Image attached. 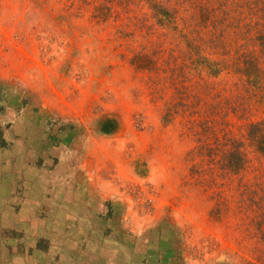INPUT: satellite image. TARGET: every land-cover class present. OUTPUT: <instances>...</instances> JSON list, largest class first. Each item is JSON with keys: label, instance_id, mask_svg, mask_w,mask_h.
<instances>
[{"label": "rangeland", "instance_id": "374dc122", "mask_svg": "<svg viewBox=\"0 0 264 264\" xmlns=\"http://www.w3.org/2000/svg\"><path fill=\"white\" fill-rule=\"evenodd\" d=\"M11 112L42 121L50 181L64 163L109 196L115 262L264 264V0H0V125L22 142Z\"/></svg>", "mask_w": 264, "mask_h": 264}, {"label": "crops", "instance_id": "0c3cea01", "mask_svg": "<svg viewBox=\"0 0 264 264\" xmlns=\"http://www.w3.org/2000/svg\"><path fill=\"white\" fill-rule=\"evenodd\" d=\"M9 115L14 122L12 131L22 124L24 139L18 142L7 137L9 148L0 149V264H157L146 259L148 252L141 251L132 261L122 252L119 256L125 260L115 262V238L108 228L112 220L107 211L109 196L92 193L85 183L83 187L62 176L64 163L53 169L50 181L54 162L42 163L49 150L42 121H34L29 113ZM12 153L15 159L10 161ZM83 193L101 198L103 207L95 205L97 214L87 208L92 205L84 202ZM67 229L77 241H66ZM143 238L138 243L141 248L147 247V238Z\"/></svg>", "mask_w": 264, "mask_h": 264}, {"label": "trees", "instance_id": "16d2710c", "mask_svg": "<svg viewBox=\"0 0 264 264\" xmlns=\"http://www.w3.org/2000/svg\"><path fill=\"white\" fill-rule=\"evenodd\" d=\"M153 7L156 8L157 5L154 4ZM251 74H252V71L248 73V75H251ZM117 128H118V124L116 120L106 119L101 124L99 131H100V134L111 135L117 131ZM248 138L254 144L257 145V148L259 151L264 153V120L250 124L249 129H248ZM7 148H9V144L6 139L5 132L2 126L0 125V149H7ZM243 156L244 155L240 152V156H238L236 160L239 161L240 164H242V166L238 165L236 167V170L241 169V167L245 165V159Z\"/></svg>", "mask_w": 264, "mask_h": 264}]
</instances>
